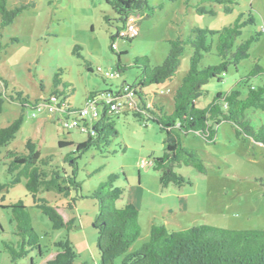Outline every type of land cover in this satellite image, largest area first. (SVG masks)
Wrapping results in <instances>:
<instances>
[{
  "label": "rangeland",
  "instance_id": "rangeland-1",
  "mask_svg": "<svg viewBox=\"0 0 264 264\" xmlns=\"http://www.w3.org/2000/svg\"><path fill=\"white\" fill-rule=\"evenodd\" d=\"M201 1L148 0V6L154 9L153 15L133 17V22L138 21V36L131 41L118 39L115 52H112L109 48L110 35L121 25L116 23V15L106 0H6L8 10L24 9L12 25L0 30V78L7 83L6 91H1L3 104L0 129L20 115L19 105L6 98L12 95L13 89L23 92L31 101L43 100L50 95L54 75L60 72L62 80L74 89L69 104L81 109L89 93L110 89L116 91L122 85H133L139 73L133 65L135 58L147 57L150 67L161 65L169 50L167 42L176 39L179 33L186 37L192 27L221 30L251 9L255 25L243 30L237 44L261 32L259 42L251 46L249 59L242 61L236 68L230 67L222 81L211 80L203 87L205 95L195 101V107L205 109L217 93H226L236 86L241 90V98H245L247 89L241 87L242 78L258 60L264 68V0H237L228 14L219 5ZM199 6L214 9L216 15H198L196 10ZM105 17L111 21L106 22ZM76 46L80 47V51L74 52ZM119 54L120 64L125 69L118 77L105 81L94 74L97 67L103 72L116 73ZM191 54L192 50L186 48L170 82L145 90L149 99L163 106L166 113L172 111V96L188 71ZM219 62V58L212 53L205 55L199 66L204 68ZM87 66L93 72H88ZM262 79L257 77L250 83L258 86L264 82ZM98 110L101 111V106H98ZM245 115L254 131L264 125V111L248 110ZM64 117L61 112L51 113L48 107H43L41 112L27 110L15 139L0 148L1 184L9 178L5 173L6 153L25 154L28 140L37 145L42 158L51 157L53 167H64L70 172L63 159L74 151V147L59 148L58 142L75 145L84 142L87 135L76 128L65 129L57 122V119ZM73 118L70 116V121ZM114 123L117 137L111 140L103 153L91 149L80 155L76 160L75 176L81 184L80 194L84 197L89 196L109 175L118 176L115 186L123 190V196L116 206L121 208L131 203L139 212L141 235L131 250L135 251L147 242L152 223L160 225L167 221L171 231L199 225L231 230L264 229L262 146L248 138H237L228 123L216 127L212 144L190 133L182 138L183 145L197 151L203 161L205 174L181 166L175 171L191 185L185 183L182 187L169 185L163 188L159 183V173L151 166L153 159L161 157L164 152V136L158 127L151 121L138 120L131 114L114 117ZM2 195L5 200L0 205L21 201L27 208L43 251L50 249L57 237L66 235L64 231H53L48 219L33 207L23 182ZM40 197L55 204L56 198L52 193H43ZM96 212L94 200L80 199L73 214L82 218L81 226L78 227L76 220L75 228L70 232L71 239L75 240L76 253L90 264H96L99 260L97 236L93 228ZM67 214L71 216L69 213L64 216ZM10 220L9 210L0 208V264H11L2 246L4 242L16 240L13 235L14 224ZM29 256L36 264H40L35 252ZM28 263V260L18 262Z\"/></svg>",
  "mask_w": 264,
  "mask_h": 264
},
{
  "label": "trees",
  "instance_id": "trees-1",
  "mask_svg": "<svg viewBox=\"0 0 264 264\" xmlns=\"http://www.w3.org/2000/svg\"><path fill=\"white\" fill-rule=\"evenodd\" d=\"M106 3L116 15V23L121 25L110 35L109 48L115 52L118 39L131 41L139 34L136 27L138 21L133 22L138 31L137 35L128 34L129 21L138 15L142 17L153 15L154 9L148 6V0H106ZM201 3L219 5L223 12L228 14L237 4V0H202ZM23 9L24 7L8 10L6 0H0V30L12 25ZM196 13L211 17L216 15L214 9L203 6H199ZM105 21L111 20L105 17ZM254 25L255 20L250 9L221 30L192 27L186 37L179 33L176 39L167 42L169 50L161 65L150 67L147 57L135 58L133 65L139 73L133 85H122L116 91L110 89L100 93H89L81 109L69 104L68 100L74 89L71 84L62 80L60 72L54 75L50 95L43 100L31 101L26 94L13 89L12 95L6 98L19 105L20 115L0 129V148L6 147L15 139L28 109L41 112L43 107H48L51 113L64 114V118L57 119L62 126L65 122L74 121L77 124L75 128L86 133L87 139L75 145L58 142L59 148L74 147V151L63 159L70 172L64 167H53L51 157L42 158L37 145L31 140L25 143V154L6 153L5 173L9 178L6 183H0V202L5 200L3 192L7 193L9 189L23 182L27 194L32 199L33 207L48 219L51 229L66 233L52 241L50 249L43 251L40 237L32 227L31 217L24 204L21 201L9 205L1 204L0 208L9 210L11 214L10 222L14 224L13 235L16 237L15 241H7L2 245L10 263L18 264L19 261L28 260V264H36L29 256L35 252L40 262L55 253L52 259L45 261V264H75L78 254L70 240V232L75 228L78 218L73 212L80 199L90 198L96 202L97 207L93 228L97 236L99 264H264V229L231 230L199 225L186 230L171 231L166 224L152 223L147 242L139 249L130 251L141 235L139 212L131 203L121 208L116 206L117 201L123 196V190L115 186L118 176L109 175L87 197L80 194L81 184L77 182L75 176L76 160L80 155L91 149L103 153L111 140L117 137L114 117L120 115L131 114L138 120L151 121L163 134V155L153 159L151 164L153 170L159 173V183L163 188L169 185L182 187L185 183L191 185L175 171L181 166L191 167L198 173L205 174L203 161L197 151L183 145L182 138L190 133L197 134L206 143L212 144L216 127L221 123H228L234 129L237 138H248L262 146L264 150V125L254 131L245 115L248 110L264 111V82L258 86L250 83L257 77L264 79V68L260 66L259 60L241 80V87L247 89L245 98H241V90L236 86L226 93H217L205 109L195 107V101L205 95L203 90L205 85L211 80L222 81L230 67L236 68L242 61L249 59L251 46L259 42L261 32L240 44H237V41L245 28ZM122 33L124 35H121ZM186 48L192 50L189 68L173 93L171 113H166L163 106L149 99L145 90L173 79ZM78 51L80 47L76 46L74 52ZM212 53L219 58V64L201 68L199 64L203 57ZM120 55H117L119 63L116 73L103 72L97 67L94 74L105 81L118 77L125 69L120 64ZM87 71L93 72L90 66H87ZM105 74L113 76L105 77ZM41 88L43 89L42 86ZM6 89V81L0 78V112L3 104L1 91ZM129 97L133 101L132 106H129ZM98 106H101L100 112ZM113 106L115 108L118 106L116 108L118 110L113 109ZM86 107L92 109L90 114L93 111L96 117L92 118L89 114L85 119H80L79 114ZM70 116H74L71 121ZM43 193H52L56 198L55 204L41 198L40 194ZM66 213L71 216L68 214L64 216ZM119 259L120 262H117Z\"/></svg>",
  "mask_w": 264,
  "mask_h": 264
},
{
  "label": "built area",
  "instance_id": "built-area-1",
  "mask_svg": "<svg viewBox=\"0 0 264 264\" xmlns=\"http://www.w3.org/2000/svg\"><path fill=\"white\" fill-rule=\"evenodd\" d=\"M137 29L133 26V21H132V19L129 21V26H128V34L130 35V36H136L137 35ZM121 35H124L123 33L121 34ZM113 75L112 74H105V77H112ZM129 96H131V94L129 95ZM132 97V96H131ZM131 97H129L130 98V105L129 106H132V103H133V101H132V99H131ZM108 99V98H107ZM109 100V102H110V99H108ZM107 100V101H108ZM90 106V105H89ZM118 107V106H117ZM116 107V108H117ZM91 108H92V105H91ZM113 109L115 108L114 106L112 107ZM115 108V109H116ZM91 110L92 109H89V108H84L81 112H80V114H79V118L80 119H85L89 114H90V112H91ZM116 110H118V109H116ZM90 116L93 118V117H96V114H95V112H93L92 111V113L90 114ZM77 124L74 122V121H72L71 123H67V122H65L64 123V127H67V128H75V127H77L76 126ZM82 131H83V129H81Z\"/></svg>",
  "mask_w": 264,
  "mask_h": 264
},
{
  "label": "crops",
  "instance_id": "crops-1",
  "mask_svg": "<svg viewBox=\"0 0 264 264\" xmlns=\"http://www.w3.org/2000/svg\"><path fill=\"white\" fill-rule=\"evenodd\" d=\"M150 102H151V101H150ZM88 123H90V121H88ZM77 218H78V222H79V225H80V222H81V219H82V218H81V217H77ZM165 224L167 225L168 222L165 221ZM80 226H81V225H80ZM80 226H79V227H80ZM70 240H71V242H72V244H73V247H74V246H75V245H74L75 240H74V239H71V237H70ZM131 248H132V247H131ZM74 249H75V248H74ZM136 250H137V249H136ZM130 251H134V250H133V249H132V250L130 249ZM54 254H55V253L50 254L49 257L46 258V260H48V259H52V257L54 256ZM80 256H81V255L79 254L77 260L75 261V264H90L89 261H88L87 259H83V258H81ZM46 260L41 261L40 264H45V261H46ZM96 264H99V260H98V262H97Z\"/></svg>",
  "mask_w": 264,
  "mask_h": 264
}]
</instances>
